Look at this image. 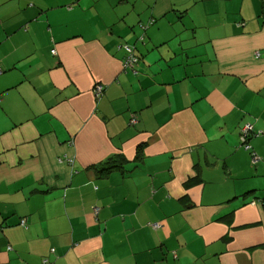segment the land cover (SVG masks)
Listing matches in <instances>:
<instances>
[{
  "label": "crops",
  "instance_id": "crops-1",
  "mask_svg": "<svg viewBox=\"0 0 264 264\" xmlns=\"http://www.w3.org/2000/svg\"><path fill=\"white\" fill-rule=\"evenodd\" d=\"M260 10L0 0V264H264Z\"/></svg>",
  "mask_w": 264,
  "mask_h": 264
},
{
  "label": "built area",
  "instance_id": "built-area-1",
  "mask_svg": "<svg viewBox=\"0 0 264 264\" xmlns=\"http://www.w3.org/2000/svg\"><path fill=\"white\" fill-rule=\"evenodd\" d=\"M125 51H126V53H127V57H126V60H125V62H124V66L125 67H133V65L134 64H136V62H137V60L134 58V55L132 54V49L131 48H125ZM51 54L52 55H56V53H55V51L52 49L51 50ZM0 73H1V70H0ZM93 89H94V93L96 94V96H99V95H101V93H102V91H103V87L102 86H100L99 84H97L96 86H94L93 87ZM136 122V120H135V118H132L131 120H130V124H134ZM249 126L248 125H246V126H243L241 129H240V143H241V145L243 146V148L245 149V150H249V147H248V145L247 144H245V142H246V139H247V137H248V135H249ZM64 160V158H59L58 159V161L59 162H62ZM69 164H71L72 163V160H70V159H68V158H66L65 159ZM256 161H257V157H256V155L254 154V153H252V162L253 163H256ZM98 212V209L97 208H95L94 209V213L96 214ZM23 223V222H22ZM24 224V223H23ZM155 228V227H154ZM158 228V227H157ZM156 229V228H155Z\"/></svg>",
  "mask_w": 264,
  "mask_h": 264
},
{
  "label": "trees",
  "instance_id": "trees-1",
  "mask_svg": "<svg viewBox=\"0 0 264 264\" xmlns=\"http://www.w3.org/2000/svg\"><path fill=\"white\" fill-rule=\"evenodd\" d=\"M260 12H261L262 20L264 22V0H261V10H260ZM130 125H133V124H130ZM247 151H250V150H247ZM249 153L251 155L254 152H249ZM251 159H252V155H251ZM122 162H123L122 156L117 155V156H113L112 158H108L106 161L98 164L97 166H93L92 169L95 170L98 174H105V173L107 174V173L111 172L112 170L120 169ZM195 182H196V178L195 179L194 178H190L185 183V187L187 188V187L193 185ZM196 183H198V182H196ZM262 206H263V211H264V198L262 199ZM7 249H8V247H7ZM51 251H53V250H51ZM51 251H50V253H52ZM41 264H49V263H48V261L46 259H43L41 261Z\"/></svg>",
  "mask_w": 264,
  "mask_h": 264
},
{
  "label": "rangeland",
  "instance_id": "rangeland-1",
  "mask_svg": "<svg viewBox=\"0 0 264 264\" xmlns=\"http://www.w3.org/2000/svg\"><path fill=\"white\" fill-rule=\"evenodd\" d=\"M95 96H96V94H95ZM100 96V95H99ZM99 96H96V97H99ZM251 160V159H250ZM250 164H251V162H250ZM94 215H96V214H94Z\"/></svg>",
  "mask_w": 264,
  "mask_h": 264
}]
</instances>
